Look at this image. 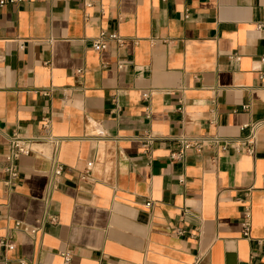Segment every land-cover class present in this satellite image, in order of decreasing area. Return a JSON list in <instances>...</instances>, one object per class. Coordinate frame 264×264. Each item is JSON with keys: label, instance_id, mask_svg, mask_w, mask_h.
Masks as SVG:
<instances>
[{"label": "crops", "instance_id": "0c3cea01", "mask_svg": "<svg viewBox=\"0 0 264 264\" xmlns=\"http://www.w3.org/2000/svg\"><path fill=\"white\" fill-rule=\"evenodd\" d=\"M258 23L264 0L0 6V264H264V124L253 153L169 158L177 135L237 138L264 120ZM102 30L123 42L97 52ZM13 133L60 143L21 155L9 185Z\"/></svg>", "mask_w": 264, "mask_h": 264}, {"label": "built area", "instance_id": "2783aa9c", "mask_svg": "<svg viewBox=\"0 0 264 264\" xmlns=\"http://www.w3.org/2000/svg\"><path fill=\"white\" fill-rule=\"evenodd\" d=\"M24 0H0V6L6 5L8 3H16ZM165 1V0H162ZM257 28H264V23H258ZM113 40L117 43H122L123 40L112 31L102 30L94 38L92 46L97 52L102 51L106 47V41ZM264 60V57H262ZM80 73V70H77ZM247 105H242V108H246ZM179 111L182 107L178 108ZM49 120L45 121V125L48 126ZM264 124V120H257L253 122L246 123L242 126V129H247L246 133L241 137H221L218 135H186L180 134L175 137L178 141L179 146L177 150L170 152L169 158L171 160L182 159L188 150H194L196 152H201L205 147L210 146L215 150H227L228 148H234L237 151H244L247 153H253L256 132ZM150 138V137H149ZM39 143H48L54 147V150L58 147L60 139L54 137L51 133L23 137L16 133L9 136L6 143V153H5V172H6V183L13 184L18 177V164L17 160L21 155H27L34 151V148ZM54 155V154H53ZM53 157L52 162V175L57 177L62 172V166L58 163L56 158ZM145 205L150 207L153 205L152 200H148ZM50 222H56V217L51 216L49 218ZM20 223H16V227H19ZM250 227H251V215L248 209L245 210L244 216L240 221L241 234L249 238L250 237ZM23 230L30 235H34L38 228L37 227H23ZM257 243L264 244V238L257 239ZM69 256L64 254V262L68 263Z\"/></svg>", "mask_w": 264, "mask_h": 264}]
</instances>
